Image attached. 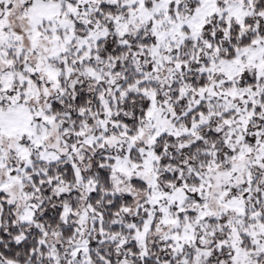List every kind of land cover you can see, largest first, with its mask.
Returning <instances> with one entry per match:
<instances>
[{
  "label": "snow or ice",
  "instance_id": "1",
  "mask_svg": "<svg viewBox=\"0 0 264 264\" xmlns=\"http://www.w3.org/2000/svg\"><path fill=\"white\" fill-rule=\"evenodd\" d=\"M0 264H264V0H0Z\"/></svg>",
  "mask_w": 264,
  "mask_h": 264
}]
</instances>
